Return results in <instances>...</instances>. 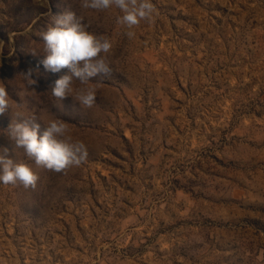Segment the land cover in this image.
I'll return each mask as SVG.
<instances>
[{
  "label": "rangeland",
  "instance_id": "374dc122",
  "mask_svg": "<svg viewBox=\"0 0 264 264\" xmlns=\"http://www.w3.org/2000/svg\"><path fill=\"white\" fill-rule=\"evenodd\" d=\"M153 3L128 29L115 7L0 0V147L39 176L0 183V264H264V0ZM66 11L112 44L91 108L78 80L54 97L66 70L39 64L41 33ZM32 117L41 132L67 123L86 161L37 166L9 136Z\"/></svg>",
  "mask_w": 264,
  "mask_h": 264
},
{
  "label": "clouds",
  "instance_id": "9594fccd",
  "mask_svg": "<svg viewBox=\"0 0 264 264\" xmlns=\"http://www.w3.org/2000/svg\"><path fill=\"white\" fill-rule=\"evenodd\" d=\"M81 7L97 11L115 7L122 13L117 17V23L128 29L138 26L141 21L151 22L156 11L153 0H81ZM126 35L132 38L135 33L130 30ZM41 37L45 55L39 64L51 73L66 70L54 82L52 95L60 100L67 99L73 92V81L78 80L85 87L78 90L76 99L82 106L91 108L95 103L96 89L87 85L97 76L110 74L102 55L111 50L110 40L87 31L81 18L72 11L57 14L53 26L42 32ZM32 74L31 68L21 74L29 85L37 83L31 78ZM9 107L8 93L0 86V115L7 113ZM69 131L67 123L59 119L49 121L42 132L35 117L9 125V136L17 148H23L37 166L58 173L71 166H80L88 156L84 143L73 142ZM38 179V174L28 164L10 158L8 147H0V183H19L25 188H35Z\"/></svg>",
  "mask_w": 264,
  "mask_h": 264
}]
</instances>
